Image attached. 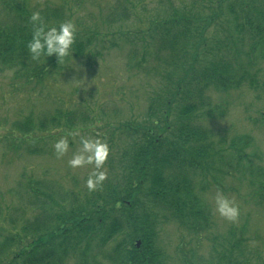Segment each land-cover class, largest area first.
Listing matches in <instances>:
<instances>
[{
	"label": "trees",
	"instance_id": "16d2710c",
	"mask_svg": "<svg viewBox=\"0 0 264 264\" xmlns=\"http://www.w3.org/2000/svg\"><path fill=\"white\" fill-rule=\"evenodd\" d=\"M190 1L185 7L169 4L166 18L153 20L145 32L140 30L141 40L146 42L145 37H149L148 43L156 53L151 57L162 62L147 67V72L157 74L162 84L150 98L144 124L126 122L115 128L121 149L107 163L111 175L95 191H89L90 195L76 198V208L70 205L68 212H57L61 217H56L54 210L65 205L63 189L26 180L19 199L28 200L27 208L34 218L15 222L17 229L11 232L5 227L11 211L0 208V264H64L69 250L76 253L77 264H90V244L94 240H98L110 264H155L163 255L156 244L163 223H176L197 237L210 229L211 214L194 193L192 176L207 170L215 146L212 132L198 118L199 114L212 118L225 114L224 105L213 104L211 92L227 93L245 85L253 91L264 89L259 73H252L264 61V0ZM2 6L0 66L18 69L16 79L26 82H41L53 71L66 70L63 62L69 56L63 60L55 54L32 58L27 48L33 32L29 20L33 10L28 0H3ZM40 12L50 26H58L68 17L64 6ZM126 13L123 9L125 19L129 17ZM226 14L232 17L230 29H225ZM97 35L77 29L70 54L84 56ZM125 35L133 43L132 36ZM246 45L249 51L244 52ZM129 56L131 63L138 60L135 51ZM134 67L145 68L142 57ZM262 116L264 119V112ZM52 117L36 129L30 121L18 124L15 134L5 133L0 124V141L15 153L23 149L29 155L39 154L41 148L35 147L38 140L53 137L39 132H47L49 126L61 127L64 118L67 127L72 126L71 120L76 121L61 112ZM230 145L240 174L242 170L244 175L250 174L253 186L258 182L256 193L264 205V175L243 153L251 146V138H236ZM216 153L224 163V157ZM10 223L13 227L12 220ZM136 240L141 242L140 248L134 244ZM113 241V251L104 253L105 246ZM240 244L234 242L229 249L240 253L238 263L227 257L228 251H216L220 264H251L243 258ZM122 256L126 258L122 260Z\"/></svg>",
	"mask_w": 264,
	"mask_h": 264
},
{
	"label": "rangeland",
	"instance_id": "374dc122",
	"mask_svg": "<svg viewBox=\"0 0 264 264\" xmlns=\"http://www.w3.org/2000/svg\"><path fill=\"white\" fill-rule=\"evenodd\" d=\"M2 2L0 0V14L3 12ZM28 3L33 11L64 6L68 11L65 20L71 19L77 29L83 28L85 33L97 32L98 37L92 39V45L84 56L75 58L70 54L63 62L66 70L53 71L41 82L18 80V69L0 66V124L5 133L15 134L18 129L16 125L29 121L36 129L39 123L52 119V115L57 112H61L63 117L74 116L76 119L73 122L71 120L72 126L67 127L64 118L61 127L49 126L47 132L38 131L46 135L53 134V137L45 140L38 138L35 147L41 150L36 155H29L23 149L15 153L0 141V208L11 211L5 226L11 232L17 229L15 222L22 220L24 223L34 218L27 208L28 200L21 202L19 199V193H24L22 185L26 180H39L44 185L49 183L63 189L64 197L67 196L66 203L63 202L65 205L60 210H54L56 217L68 212L70 205L76 208V198L82 199L86 194H91L85 181L95 170L94 163L75 168L69 165L73 156L82 152L81 137L93 141L99 139L108 145L109 154L100 170L105 171L107 176L111 175L107 163L110 156L116 155L121 149V140H118L115 128L126 122L144 124L150 98L162 84L157 74L147 72V67L151 69L162 62L151 57L153 54L156 56V53L148 43L149 37L144 38L146 42L141 40L143 35L140 30L145 32L153 20L166 18L165 7L169 4L185 7L192 2L28 0ZM123 9L129 14L127 19L122 16ZM226 18L228 22L225 29H230L232 17L226 14ZM122 32L130 34L133 43L125 34H120ZM242 50L247 52L249 47L246 45ZM133 51L138 53V60L143 58L144 69L134 67L138 60L130 62L129 54ZM129 63L131 66H128ZM255 72L259 73V83L264 85V61L255 67L252 73ZM209 95L213 104L225 106V114L213 118L199 114L198 120L212 132L214 152L217 151L225 160L223 163L214 153V163L210 161L207 170L195 173L192 180L194 193L211 214V227L201 237H197L176 223H163L156 242L163 255L155 264H220L222 260L216 257V251L229 252L233 243L238 241L241 242L243 258L251 261V264L264 261V205L259 202L256 193L258 182L255 181L253 186L250 174L244 175V170L240 174L234 159L235 151L230 149L233 139L249 136L251 146L244 148L243 153L252 158L253 165L261 168L264 175V89L253 91L245 85L239 90L211 92ZM61 137L68 139L69 146L62 156H58L53 145ZM84 155L87 156V153ZM217 193L233 200L239 208L235 221L220 216L216 211ZM136 241L135 245L139 240ZM114 246V241L109 243L104 253L113 251ZM13 250L17 248L13 247ZM66 256L64 264H77L75 252L69 250ZM103 256L98 240L91 242L88 262L110 264ZM227 257L235 263L241 259L238 252H229Z\"/></svg>",
	"mask_w": 264,
	"mask_h": 264
},
{
	"label": "clouds",
	"instance_id": "9594fccd",
	"mask_svg": "<svg viewBox=\"0 0 264 264\" xmlns=\"http://www.w3.org/2000/svg\"><path fill=\"white\" fill-rule=\"evenodd\" d=\"M29 20L33 26V32L27 48L33 59L51 57L55 54L58 59L63 60L70 55L77 33V26L71 19L60 22L58 26H50L45 23L41 12L37 10L31 13ZM81 143L83 145L81 154L74 155L69 165L75 168L94 163L95 170L91 172L85 184L89 191H95L107 177V173L100 169L108 157L109 148L99 139L93 141L81 137ZM68 146L66 137L59 138L53 145L58 156H62L68 150ZM84 153H87V156ZM215 204L220 216L232 221L237 219L239 208L233 200L222 193H217Z\"/></svg>",
	"mask_w": 264,
	"mask_h": 264
},
{
	"label": "water",
	"instance_id": "95a60500",
	"mask_svg": "<svg viewBox=\"0 0 264 264\" xmlns=\"http://www.w3.org/2000/svg\"><path fill=\"white\" fill-rule=\"evenodd\" d=\"M137 246L140 247V243H138Z\"/></svg>",
	"mask_w": 264,
	"mask_h": 264
}]
</instances>
